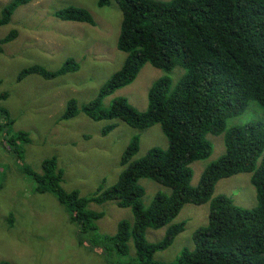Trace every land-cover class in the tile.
Listing matches in <instances>:
<instances>
[{
  "label": "trees",
  "instance_id": "16d2710c",
  "mask_svg": "<svg viewBox=\"0 0 264 264\" xmlns=\"http://www.w3.org/2000/svg\"><path fill=\"white\" fill-rule=\"evenodd\" d=\"M32 1L12 0L0 14V26L9 24L18 8ZM113 1L123 15L117 48L126 53L125 63L101 87L94 101L80 109L72 99L62 121L75 118L82 110L95 122L120 120L140 131L160 125L167 148L155 146L135 159L141 140L134 135L121 157L125 168L117 183L108 189L100 186L89 196L64 189L65 174L56 156L45 159L40 172L24 162L22 172L34 182L37 193L56 197L77 227L78 244L97 250L106 264H166L156 261L155 255L185 231L186 222H173L187 204H209L208 223L194 232V248L184 249L169 264H264V0ZM111 3L97 0L99 8ZM55 17L95 24L89 11L75 6L58 10ZM15 38L12 32L1 41L0 53L1 45ZM146 64L163 71L149 88L147 110H137L124 97L105 107L103 101L134 83ZM177 66L186 72L174 83L172 73ZM80 68L75 59L68 58L56 71L43 66L24 69L17 81L32 75L54 80ZM7 97L6 92L0 94V101ZM252 103L257 105L249 107ZM246 111L251 115L247 123L228 127L230 119ZM14 124L10 112L0 107L2 144L22 161L24 147L30 143L29 133L14 132ZM115 127L107 125L103 134L108 135ZM209 135L223 137L225 153L205 168L194 187L193 164L213 154ZM242 173L251 174L256 190L257 205L251 209L235 205L226 195L215 196L220 180ZM142 179L152 180L168 192H158L145 206ZM107 202L130 208L133 222L122 221L115 235L99 236L97 222L104 214L89 207ZM10 217L15 227L13 215ZM165 227L162 241L147 240L148 229Z\"/></svg>",
  "mask_w": 264,
  "mask_h": 264
},
{
  "label": "rangeland",
  "instance_id": "374dc122",
  "mask_svg": "<svg viewBox=\"0 0 264 264\" xmlns=\"http://www.w3.org/2000/svg\"><path fill=\"white\" fill-rule=\"evenodd\" d=\"M11 1L0 0V14ZM68 6L86 9L95 24L57 19L55 12ZM122 19V12L113 0L104 8L98 7L97 0H34L19 7L9 24L0 26V42L10 33L16 34L11 42L1 45L0 80L3 83L0 94L6 92L8 97L0 101V107L14 118L13 131H25L30 138V143L24 147L22 161L17 160L0 138V263L106 264L97 250L78 244L77 227L69 221L65 207L56 197L35 191L34 182L21 170L24 162L40 172L42 162L56 156L65 174L64 189L78 190L82 196H89L100 186L108 189L117 183L125 168L121 165V157L134 135H139L141 140L135 159L144 157L155 146L167 148L160 125L140 131L120 120L95 122L82 110L75 118L62 121L72 99L80 109L88 105L123 67L127 55L117 48ZM68 58L80 64V71L54 80L32 75L17 81L24 69L43 66L56 71ZM185 72L177 66L172 73L173 82L177 83ZM162 75V70L146 64L134 83L107 97L104 106L109 107L116 98L124 97L137 110L145 112L149 88ZM252 105L257 104L249 107ZM247 111L230 119L228 127L247 123L251 118ZM109 124H116V127L105 136L103 130ZM208 140L213 145V154L193 164L194 187L205 168L225 153L222 136L209 135ZM250 179L251 174L247 173L222 179L216 185L215 196L226 195L235 205L251 209L257 205V196ZM140 184L146 191L145 206L150 205L158 192H168L166 187L149 179H142ZM89 209L104 214L97 222L99 236L115 235L122 221L133 222L132 210L122 209L115 202L92 203ZM209 212V204L185 205L173 222H186L185 231L168 248L157 252L155 260L173 263L184 249L192 250L193 234L207 225ZM11 214L15 227L9 221ZM166 233L167 227L148 229L146 237L149 242L158 243ZM130 246L131 255H134V246L132 243Z\"/></svg>",
  "mask_w": 264,
  "mask_h": 264
}]
</instances>
